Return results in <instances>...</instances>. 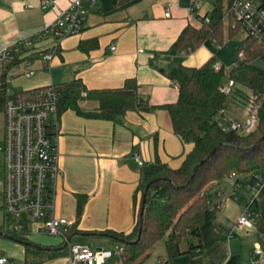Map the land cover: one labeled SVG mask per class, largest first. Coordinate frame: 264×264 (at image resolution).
<instances>
[{"label": "crops", "instance_id": "0c3cea01", "mask_svg": "<svg viewBox=\"0 0 264 264\" xmlns=\"http://www.w3.org/2000/svg\"><path fill=\"white\" fill-rule=\"evenodd\" d=\"M72 1L54 0L43 10L41 0H0V46L30 37L52 23L57 12L65 10ZM114 4L115 0H83L85 16L80 31L58 42L48 66L41 60V54L49 47L44 43L41 50L28 54L33 75L25 78L18 74L7 83L17 87V82L25 79L21 91H28L78 78L87 90H114L133 79L140 99L155 107L147 113L126 112L114 121L85 119L72 111L59 115V176L53 215L73 226L69 245L77 236L75 245L94 241L98 247L113 246L104 232L131 231L135 220L132 195L142 166L157 159L176 169L191 148L172 133L168 115L160 108L177 99V89L168 80V73L176 67H199L211 57L219 63L220 49L212 41L191 52L172 50L181 31L187 26L197 28V19L211 11L208 0H129L124 5ZM80 44L86 46L85 51L79 48ZM24 52L22 49L20 54ZM78 107L92 113L98 103L82 100ZM232 182L226 178L205 190L209 207L198 232L200 251L177 257L173 264H264V226L260 234L250 219L248 227L235 226L245 210L244 200H229L215 208L216 193L232 194ZM77 196L84 197L85 202L76 221ZM254 200L256 220L264 222V183ZM28 237L38 245L57 244V239L51 237ZM5 241L2 255L10 260L15 257L23 264V247ZM189 242L196 244V239L190 238ZM256 245L261 253L252 258ZM66 257L39 264H67Z\"/></svg>", "mask_w": 264, "mask_h": 264}, {"label": "trees", "instance_id": "16d2710c", "mask_svg": "<svg viewBox=\"0 0 264 264\" xmlns=\"http://www.w3.org/2000/svg\"><path fill=\"white\" fill-rule=\"evenodd\" d=\"M128 1L115 0L114 5H124ZM229 1L212 0L211 11L200 18L202 23L197 28L185 27L173 43L172 50L191 52L206 41L219 46L223 41L225 27L229 40L236 38L237 34L243 35L241 47L237 51L239 62L228 71L222 66H218L215 71L213 65L216 59L211 57L199 67H176L168 73V80L177 89V99L160 108L168 115L172 133L191 148L176 169L157 159L142 166L132 195L134 225L128 234L103 233L114 244V254L105 264H140L161 241L165 259L157 260L156 264H173L177 257L198 253L201 248L198 232L209 207L205 190L230 174L234 175V180L232 194L227 196L244 200L245 211L255 225L256 232L260 234L262 231L264 222L256 220L253 208L255 200L250 201L246 187L254 175L260 176V182L264 183V39L231 29L230 18L224 22ZM79 48L86 50L84 44H80ZM256 60L261 61L262 68L252 64ZM3 78L0 86V113L3 112L6 99ZM223 79L231 80L236 85L237 89L232 93L235 103H243L244 97L253 100L256 123L254 130L247 135H240L216 122V117L224 109L226 98L219 90L223 86ZM38 89L14 92L13 96L25 97L27 93ZM52 89L57 98L58 116L65 111H72L85 119L114 121L126 112L147 113L155 109L140 99L138 86L133 79L126 80L121 88L114 90H87L78 78L52 85ZM82 100L96 101L97 110L92 113L81 111L78 103ZM204 159V163L192 174L193 168ZM236 185H240V188H234ZM146 186L145 196L142 197ZM84 202V197H76V221ZM21 226L20 232L0 230V237L23 247V264H39L67 255V245L62 239L55 238L57 244L54 245H38L29 240L28 226L25 223ZM72 233L71 225L66 237ZM190 238H195L196 244L189 242Z\"/></svg>", "mask_w": 264, "mask_h": 264}, {"label": "built area", "instance_id": "2783aa9c", "mask_svg": "<svg viewBox=\"0 0 264 264\" xmlns=\"http://www.w3.org/2000/svg\"><path fill=\"white\" fill-rule=\"evenodd\" d=\"M83 0H74L63 11H58L52 23L27 38L14 42H6L0 46V86L18 74L25 78L33 75V70L27 61L28 54L41 50L42 45H48V50L41 54V60L48 66L52 60L58 42L65 37L77 34L85 16ZM54 0H41L44 10L51 6ZM195 6V3H194ZM192 7L190 10L193 11ZM165 17L168 14H164ZM231 21V29L241 33L264 39V0H230L224 22ZM203 21H206L205 19ZM198 24L202 23L197 19ZM25 52L20 54L21 50ZM113 50V47L110 48ZM23 70L19 72V69ZM213 69L218 70L214 64ZM237 87L231 80L219 88L224 95L232 94ZM6 99L3 112L2 155L3 173L0 184V213L2 218L1 231L20 232L21 225L28 226L27 236H43L62 239L67 245V264H105L114 254V250L89 249L87 247L70 246L66 233L71 224L53 215V196L56 188L59 169L57 164V140L59 136L57 98L52 86L29 92L25 97H14L6 88ZM237 107L244 110V118L240 121H227L226 127L240 135H247L255 128V111L253 100L244 97L243 103L236 102ZM134 161L141 166L137 157ZM227 179L234 180L230 174ZM261 177L252 176L246 190L250 201L255 197L262 183ZM233 183V182H232ZM234 188H240L236 185ZM215 208H220L229 200L237 197L223 196L216 193ZM250 216L244 210L236 221V227L250 226ZM231 237L229 233L228 238ZM261 253L255 246L251 257ZM0 264H12L11 260L0 256Z\"/></svg>", "mask_w": 264, "mask_h": 264}, {"label": "rangeland", "instance_id": "374dc122", "mask_svg": "<svg viewBox=\"0 0 264 264\" xmlns=\"http://www.w3.org/2000/svg\"><path fill=\"white\" fill-rule=\"evenodd\" d=\"M209 3L212 2V0H208ZM212 4V3H211ZM224 27V26H223ZM243 35L242 34H237L236 38L233 39H227L226 37V28H223V41L222 44L219 45V56L217 58L216 63L218 66L221 64L223 69L225 71H228L229 68L234 64L236 65L239 62V55L237 54L236 51L239 50L241 47V39ZM216 62V61H215ZM254 66L262 68L263 65L260 60H256L252 63ZM11 79V78H10ZM222 83H226V79L222 80ZM26 85V80H20L17 82V87H14V85L9 84L6 86V90L8 93H13V92H19L21 91L22 87H25ZM233 95L229 94L226 95L225 98V103H224V109L221 114H218L216 117V122L221 125L225 126L227 121H240L242 122L244 118V110L242 108L237 107V103L233 100ZM2 130H3V115L0 113V144H1V139H2ZM3 162H2V155L0 153V184L2 181V173H3ZM2 218H1V213H0V227L2 226ZM76 239H79V237H73V239L70 241V246H74V242ZM6 239H3L0 237V255L3 254L1 245L7 243L5 241ZM90 241H85L84 243L86 244H81L79 246L87 247L89 249L95 250V249H104L108 248V250H113L112 245H107L105 247H98L93 244ZM165 259V251H164V246L163 242H158L153 249L150 250L149 256L140 264H156L157 260H164ZM12 264H22L21 261L16 259L15 257H12Z\"/></svg>", "mask_w": 264, "mask_h": 264}, {"label": "water", "instance_id": "95a60500", "mask_svg": "<svg viewBox=\"0 0 264 264\" xmlns=\"http://www.w3.org/2000/svg\"><path fill=\"white\" fill-rule=\"evenodd\" d=\"M205 160H206V159L202 160L201 162H199V163L193 168V170H192V174H194V173L196 172L197 168H198L199 166H201V165L204 163ZM146 189H147V186H146V187L144 188V190H143L142 197L145 196ZM143 202H144V200L142 199L141 205H143ZM141 214H142V209L140 210L139 215H138L139 223H140V221H141ZM139 230H140V227H139ZM138 236H139V231H138ZM67 240H69V237L67 238Z\"/></svg>", "mask_w": 264, "mask_h": 264}]
</instances>
